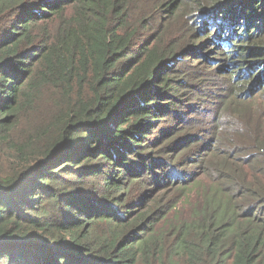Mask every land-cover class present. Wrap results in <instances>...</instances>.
I'll return each instance as SVG.
<instances>
[{"label": "trees", "instance_id": "16d2710c", "mask_svg": "<svg viewBox=\"0 0 264 264\" xmlns=\"http://www.w3.org/2000/svg\"><path fill=\"white\" fill-rule=\"evenodd\" d=\"M263 19L264 0H0V264H264L242 104ZM212 71L197 130L183 102Z\"/></svg>", "mask_w": 264, "mask_h": 264}, {"label": "rangeland", "instance_id": "374dc122", "mask_svg": "<svg viewBox=\"0 0 264 264\" xmlns=\"http://www.w3.org/2000/svg\"><path fill=\"white\" fill-rule=\"evenodd\" d=\"M262 28H264V19L262 20ZM197 72H200L201 70H204L201 67L195 68ZM226 73L219 72V71H212V75L207 76V80L211 82V86L207 85L208 87H202L195 93L196 97L193 99L191 103H188V98H186L183 102L184 109L181 111L182 117L187 118V114L189 112H193V115L196 116L197 121H202V114L205 113L207 110L212 108L211 103L218 102L219 101V95L223 94L222 87L225 86V83L223 82V77H226ZM260 74H264V70H260ZM257 76V75H256ZM264 77V75L262 76ZM219 82V83H217ZM258 80L252 79L250 82V85H252V93L255 96V98L246 99L247 101H244L243 106L245 108V111H247V115L250 114L252 117L261 116V122L260 125H264V96L261 94H264V87L262 85L258 86ZM245 90L241 91L244 92ZM262 92V93H261ZM237 109L236 106H234ZM191 109V111H189ZM207 127L205 125V122L202 121L201 124L196 125L197 130H205ZM203 132V131H202ZM194 134V133H192ZM200 138L206 137L205 133H202L200 135H197Z\"/></svg>", "mask_w": 264, "mask_h": 264}]
</instances>
